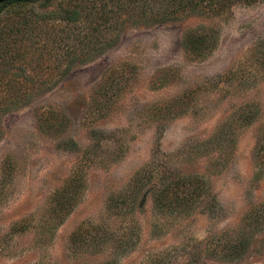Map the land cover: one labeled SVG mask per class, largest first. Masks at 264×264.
<instances>
[{"label":"rangeland","instance_id":"obj_1","mask_svg":"<svg viewBox=\"0 0 264 264\" xmlns=\"http://www.w3.org/2000/svg\"><path fill=\"white\" fill-rule=\"evenodd\" d=\"M70 1L5 3L0 24L59 14ZM208 27L218 31L216 47L189 58L184 35ZM261 54L264 0L126 25L114 46L3 114L0 264H264V217L249 218L264 211ZM111 68L123 83L100 110L94 90ZM40 75L50 78L46 67ZM50 111L61 129L40 127ZM149 169L132 203L110 209ZM177 177L192 182L186 204L159 207L154 186ZM229 238L244 242L233 259L221 244Z\"/></svg>","mask_w":264,"mask_h":264},{"label":"trees","instance_id":"obj_2","mask_svg":"<svg viewBox=\"0 0 264 264\" xmlns=\"http://www.w3.org/2000/svg\"><path fill=\"white\" fill-rule=\"evenodd\" d=\"M13 1L33 0L6 1L0 3V11L5 3ZM237 2L248 4L252 0H71L60 7L59 14L42 13L34 15L35 17L20 15L11 18L0 24V118L54 88L59 79L75 66L92 61L114 46L121 29L126 25H151L177 19L185 13L218 14ZM217 42V29L198 28L184 35L183 48L189 58L203 60L211 55ZM261 56L263 63V54ZM44 67L49 70L50 78L43 82L36 80ZM114 70H107L94 90L93 100L100 110L109 107L112 101L109 97L114 94H110L105 100L101 97L108 96V89L117 88L123 83ZM246 120H251V117ZM38 122L41 128L49 131L61 129L64 125L63 118L54 111L39 114ZM260 150L264 153V138ZM155 174L159 175L158 170ZM152 177L150 169L139 180L135 177L134 185L127 193L111 198L109 208L114 210L119 205L121 208L125 205L128 207L132 203L134 192ZM188 179L177 177V181L167 184L161 190L154 186L157 190L155 200L159 207L186 204L192 183ZM178 180H181L185 189V195L180 197L176 191L180 188ZM170 189L176 194H170ZM164 190L166 194H163ZM168 194L173 197L167 198ZM262 217L263 210L255 212L249 218L253 223H260ZM234 238L221 243L229 247L226 252L229 259L236 257L244 247L242 240ZM216 253L218 252L215 251Z\"/></svg>","mask_w":264,"mask_h":264},{"label":"water","instance_id":"obj_3","mask_svg":"<svg viewBox=\"0 0 264 264\" xmlns=\"http://www.w3.org/2000/svg\"><path fill=\"white\" fill-rule=\"evenodd\" d=\"M6 1H9V0H0V3L6 2Z\"/></svg>","mask_w":264,"mask_h":264}]
</instances>
